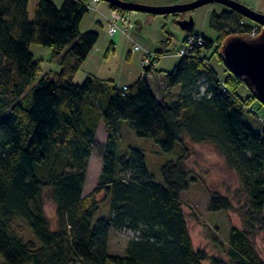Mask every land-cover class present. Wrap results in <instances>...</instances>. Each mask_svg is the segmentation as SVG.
<instances>
[{
  "label": "trees",
  "instance_id": "trees-1",
  "mask_svg": "<svg viewBox=\"0 0 264 264\" xmlns=\"http://www.w3.org/2000/svg\"><path fill=\"white\" fill-rule=\"evenodd\" d=\"M28 5L29 0H0V264H264L252 243L255 233H264V123L257 131L243 122V113L260 101L222 54L230 37L258 35L261 27L225 8L209 19L218 34L215 42L193 28L185 31V43L201 38L203 45L192 46L164 73L166 103L165 96L151 92L146 76L123 87L95 76L73 83L98 40L94 32H79L87 0H64L60 7L39 0L32 20ZM31 45L50 48L59 71L37 79L40 66ZM163 55L157 52L148 60L147 73ZM213 59L223 65L224 78L212 68ZM242 87L244 98L237 94ZM120 121L136 137L175 156L162 164L161 184L139 150L119 155ZM100 123L106 135L102 167L96 187L84 195ZM185 139L211 144L247 198L240 208L244 228L230 226L224 258L192 243L181 202L194 175L187 168ZM47 190L56 208L54 230L44 212ZM101 204L108 217L93 223ZM231 208L226 197H210L211 212ZM15 221L30 237L12 228ZM111 229L133 233L123 257L108 254Z\"/></svg>",
  "mask_w": 264,
  "mask_h": 264
},
{
  "label": "rangeland",
  "instance_id": "rangeland-1",
  "mask_svg": "<svg viewBox=\"0 0 264 264\" xmlns=\"http://www.w3.org/2000/svg\"><path fill=\"white\" fill-rule=\"evenodd\" d=\"M39 0H29V20H32L34 9ZM55 6L60 7L64 0H50ZM127 3L159 8L186 3L185 0H122ZM246 6L252 11L264 15V0H233ZM189 3V2H188ZM88 11L79 24L81 34L94 32L98 40L86 61L76 73L73 83L80 85L88 77L95 76L100 79L114 81L118 87L129 86L140 77L146 76L151 92L158 97L165 96L169 101V92L165 90L163 75L170 72L180 61V52L186 49L185 39L187 34L178 23L192 19L194 33L207 41L215 42L217 32L209 26V19L213 13L220 14L225 7L220 4H209L179 16H156L140 12H125L112 9L108 3L98 0H87ZM124 16L134 24L126 37L121 32L114 36L108 34L109 21ZM248 24L252 21L246 19ZM243 39L257 42L264 39V29L258 35L232 36V39ZM169 40V41H168ZM168 41V42H167ZM201 41V38L197 39ZM200 45V46H202ZM135 46L139 50L135 51ZM30 52L39 62L40 72L37 79L47 72H58L59 66L51 58V49L41 45H31ZM163 52L154 65L155 71L149 73L145 68L150 67L144 61L151 60L155 53ZM211 66L221 77H225L224 67L215 59ZM174 88L171 93L178 92ZM242 98L245 97L246 87L237 91ZM163 95V96H162ZM243 122L253 130H261L264 123V105L256 101L250 109L243 113ZM106 135L103 124L100 123L96 134V143L88 163L84 195L91 193L97 184V179L102 167V149ZM189 147L190 157L187 168L193 171L190 176L188 190L181 193V202L185 213L189 233L195 249L204 250L209 256L224 258V249L228 240L230 226L244 228L240 216V208L246 204V195L240 181L233 170L225 163L217 150L208 143L193 144L185 139ZM119 155L124 156L133 148L139 150L145 160V166L154 181L161 184L160 168L167 160L174 159L171 154H163L154 141L138 138L124 121L119 122ZM219 194L226 197L232 204L229 211L211 212L209 210L210 197ZM44 212L52 230L56 229V208L50 198L49 190L43 195ZM108 211L103 204L93 218L95 223L100 218H107ZM12 228L21 236L30 237L29 232L22 222L15 221ZM133 236L129 231L111 229L108 236V254L116 256L126 255L128 239ZM215 239V240H214ZM252 243L260 258L264 261V233L258 231L252 238ZM109 264V263H107ZM203 264H209L204 262Z\"/></svg>",
  "mask_w": 264,
  "mask_h": 264
},
{
  "label": "water",
  "instance_id": "water-1",
  "mask_svg": "<svg viewBox=\"0 0 264 264\" xmlns=\"http://www.w3.org/2000/svg\"><path fill=\"white\" fill-rule=\"evenodd\" d=\"M103 1L121 11L140 12L156 16L187 13L205 5L220 4L264 29V15L258 14L233 0H194L189 3L159 8L131 4L122 0ZM178 25L183 31H187L193 28L194 22L190 18L179 22ZM222 54L231 72L238 77L247 79L258 100L264 105V39L257 42H249L239 38L229 40L223 45Z\"/></svg>",
  "mask_w": 264,
  "mask_h": 264
},
{
  "label": "built area",
  "instance_id": "built-area-1",
  "mask_svg": "<svg viewBox=\"0 0 264 264\" xmlns=\"http://www.w3.org/2000/svg\"><path fill=\"white\" fill-rule=\"evenodd\" d=\"M93 2L98 3V0H93ZM108 23H109L108 34L110 36H114V34H116L117 32H121L126 37H128L129 31L134 28V24L124 16H120L118 19H112ZM251 36H255V33H252ZM194 45L199 46L201 45V42L197 40L195 41L193 38H189L186 41V46H185L186 49H183L180 52V56H184L185 54H187L190 51L191 47ZM134 50L135 51L139 50V47L135 46ZM145 63H148L147 59L144 61L143 64ZM123 90H126V87H124Z\"/></svg>",
  "mask_w": 264,
  "mask_h": 264
},
{
  "label": "crops",
  "instance_id": "crops-1",
  "mask_svg": "<svg viewBox=\"0 0 264 264\" xmlns=\"http://www.w3.org/2000/svg\"><path fill=\"white\" fill-rule=\"evenodd\" d=\"M192 0H185L186 3L191 2ZM182 4V3H181ZM264 8V7H263Z\"/></svg>",
  "mask_w": 264,
  "mask_h": 264
},
{
  "label": "bare ground",
  "instance_id": "bare-ground-1",
  "mask_svg": "<svg viewBox=\"0 0 264 264\" xmlns=\"http://www.w3.org/2000/svg\"><path fill=\"white\" fill-rule=\"evenodd\" d=\"M262 28V27H261ZM252 37H254V36H252ZM201 42V41H200ZM201 45H202V42H201ZM200 46V45H199ZM138 52V51H137ZM182 57V56H181Z\"/></svg>",
  "mask_w": 264,
  "mask_h": 264
}]
</instances>
